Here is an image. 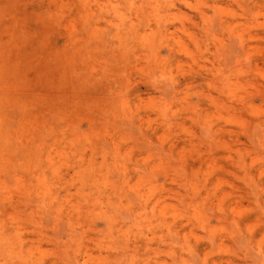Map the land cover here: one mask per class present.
I'll return each instance as SVG.
<instances>
[{
    "label": "rangeland",
    "instance_id": "1",
    "mask_svg": "<svg viewBox=\"0 0 264 264\" xmlns=\"http://www.w3.org/2000/svg\"><path fill=\"white\" fill-rule=\"evenodd\" d=\"M0 264H264V0H0Z\"/></svg>",
    "mask_w": 264,
    "mask_h": 264
}]
</instances>
